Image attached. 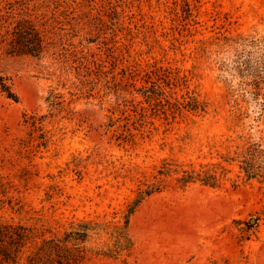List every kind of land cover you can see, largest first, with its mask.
<instances>
[{
  "label": "rangeland",
  "instance_id": "374dc122",
  "mask_svg": "<svg viewBox=\"0 0 264 264\" xmlns=\"http://www.w3.org/2000/svg\"><path fill=\"white\" fill-rule=\"evenodd\" d=\"M75 1L80 9L69 11L67 21L83 27L78 57L0 60L19 96L16 102L0 94V184L8 191L0 221L41 227L114 220L139 187L160 185L132 216L131 255L91 252L82 264H264V181L245 180L230 166L221 187L178 189L174 177L159 173L165 159L206 162L249 137L264 142V64L257 65L264 0ZM238 56L252 58L260 93L241 84ZM159 68L188 76L207 113L158 109L127 121L119 93L135 82L133 74L140 87L146 72ZM52 88L63 101L54 112L46 101ZM185 92L179 88L175 96ZM231 94L248 112L242 123ZM31 115L44 119L41 147L30 140ZM10 200L23 212H13ZM106 241L93 234L87 246L102 250Z\"/></svg>",
  "mask_w": 264,
  "mask_h": 264
},
{
  "label": "trees",
  "instance_id": "16d2710c",
  "mask_svg": "<svg viewBox=\"0 0 264 264\" xmlns=\"http://www.w3.org/2000/svg\"><path fill=\"white\" fill-rule=\"evenodd\" d=\"M76 3L75 0H0V60L8 56L42 58L46 54L58 53L65 57L67 55V58L78 57L84 52V39L79 43H76L75 39L81 36L83 27L80 21H67L69 11H79ZM235 62L237 71L239 74L242 71V77L245 79L241 84L250 90H256V94L260 93L261 77L256 74L257 67L252 58L246 60L238 56ZM88 64V61L84 62V67H88ZM258 64H264V54L259 58ZM245 71H248L254 83L246 80ZM135 77L137 76L133 74L131 79H135V82L123 89L125 94L118 95V106L127 114V121L144 119L150 111L158 109L163 113L170 111L172 114L183 110L198 114L207 113V103L190 89L188 76H181L179 72L163 68L149 70L141 78L144 83L140 87L137 86ZM179 88L182 92L186 90L180 97L175 96ZM0 94L19 101L14 78L1 66ZM138 95L144 99L137 101ZM233 97L234 94H231L230 101L234 103L232 106L235 117L242 123L248 112L239 99ZM61 98L62 95L56 89L50 90L46 101L53 112L62 108ZM144 102L148 105H144ZM26 121L32 128L30 140H38V147L45 145L43 117L31 115ZM212 159L206 162H172L165 159L159 173L174 177L175 187L178 189H186L196 183L213 188L221 187L229 179L232 172L230 166L236 167L238 176H243L245 180L264 181L262 140L249 137L236 146H228L225 152L218 151ZM5 188L0 184V211L7 203L4 197H7L8 191L6 192ZM162 190L160 185L139 187L135 198L124 210L115 212V219L109 221L72 220L68 224L59 222L57 226L43 224L41 227L37 223L30 226L13 221H0V264H82L91 252L108 258L126 259L135 246L131 234L132 216L147 197ZM8 203L13 212H23L22 206L17 207L13 200ZM93 234L107 237L102 250L96 251L87 246Z\"/></svg>",
  "mask_w": 264,
  "mask_h": 264
}]
</instances>
